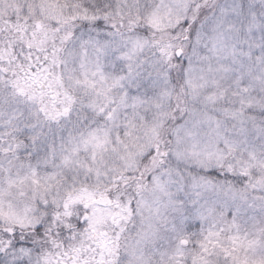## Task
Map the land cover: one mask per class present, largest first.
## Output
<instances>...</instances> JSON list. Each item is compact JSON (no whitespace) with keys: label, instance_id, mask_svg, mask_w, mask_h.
Here are the masks:
<instances>
[{"label":"snow or ice","instance_id":"6c2138e0","mask_svg":"<svg viewBox=\"0 0 264 264\" xmlns=\"http://www.w3.org/2000/svg\"><path fill=\"white\" fill-rule=\"evenodd\" d=\"M0 264H264V0H0Z\"/></svg>","mask_w":264,"mask_h":264},{"label":"clouds","instance_id":"9594fccd","mask_svg":"<svg viewBox=\"0 0 264 264\" xmlns=\"http://www.w3.org/2000/svg\"><path fill=\"white\" fill-rule=\"evenodd\" d=\"M173 163L175 164V163H177V162L174 161ZM181 167H183V163H182V162H181Z\"/></svg>","mask_w":264,"mask_h":264}]
</instances>
